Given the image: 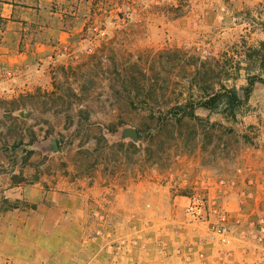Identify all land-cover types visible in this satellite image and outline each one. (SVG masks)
<instances>
[{"label": "rangeland", "instance_id": "374dc122", "mask_svg": "<svg viewBox=\"0 0 264 264\" xmlns=\"http://www.w3.org/2000/svg\"><path fill=\"white\" fill-rule=\"evenodd\" d=\"M82 4L84 29L46 63L43 90L31 80L32 93H0L1 173L26 184L54 182L57 173L85 183L157 182L179 158L220 175L264 164V82L254 81L234 119L201 107L195 118L168 112L200 99L203 68H213L207 92L220 83L240 88L248 73L264 78L250 50L264 40V0ZM18 204H2L0 213Z\"/></svg>", "mask_w": 264, "mask_h": 264}, {"label": "crops", "instance_id": "0c3cea01", "mask_svg": "<svg viewBox=\"0 0 264 264\" xmlns=\"http://www.w3.org/2000/svg\"><path fill=\"white\" fill-rule=\"evenodd\" d=\"M82 1L0 0V72L13 75L7 80L0 75V93L10 88L15 94L32 93L31 80L44 88L46 63L55 61L53 53L74 44L84 29ZM56 177L54 182L26 184L0 171V207L19 203L0 213L6 222L0 237L9 238L0 244V264H105L98 251L100 241L89 239L103 228L92 216L93 209L108 217L111 226L103 230L116 232L126 229L132 214L162 222L172 212L158 176L157 182L148 176L88 183L59 173Z\"/></svg>", "mask_w": 264, "mask_h": 264}, {"label": "built area", "instance_id": "2783aa9c", "mask_svg": "<svg viewBox=\"0 0 264 264\" xmlns=\"http://www.w3.org/2000/svg\"><path fill=\"white\" fill-rule=\"evenodd\" d=\"M181 163L158 175L169 219L132 214L121 232H92L105 264H264V164L247 161L220 175ZM91 214L110 225L98 208Z\"/></svg>", "mask_w": 264, "mask_h": 264}, {"label": "trees", "instance_id": "16d2710c", "mask_svg": "<svg viewBox=\"0 0 264 264\" xmlns=\"http://www.w3.org/2000/svg\"><path fill=\"white\" fill-rule=\"evenodd\" d=\"M251 50V56L256 58V63L258 68L264 70V40L258 42V45ZM213 72L212 67L203 68L202 72L197 71V75H200V80L203 82V85H199V90L203 93L200 95V99L197 101L190 100L186 104L175 105L169 109V113H172L177 119H180L184 116L195 118L194 110L197 107L203 109H208L210 111L220 110L225 117L235 118L238 106L247 100L250 96L254 81L257 79L261 82H264V78L259 73L247 74V83L240 88L235 86H228L225 83H220L219 88L215 91L210 89V92H207V89L210 85L208 84L207 79L208 75ZM242 94L239 92V90ZM220 108V109H219Z\"/></svg>", "mask_w": 264, "mask_h": 264}, {"label": "water", "instance_id": "95a60500", "mask_svg": "<svg viewBox=\"0 0 264 264\" xmlns=\"http://www.w3.org/2000/svg\"><path fill=\"white\" fill-rule=\"evenodd\" d=\"M131 136H132V138H133V139H135V137H136V134H135V132H134V131H132V132H131Z\"/></svg>", "mask_w": 264, "mask_h": 264}]
</instances>
